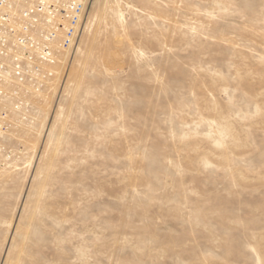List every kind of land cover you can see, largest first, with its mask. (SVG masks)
I'll return each instance as SVG.
<instances>
[{
	"label": "rangeland",
	"instance_id": "1",
	"mask_svg": "<svg viewBox=\"0 0 264 264\" xmlns=\"http://www.w3.org/2000/svg\"><path fill=\"white\" fill-rule=\"evenodd\" d=\"M59 49L0 81V264H264V0H92Z\"/></svg>",
	"mask_w": 264,
	"mask_h": 264
},
{
	"label": "built area",
	"instance_id": "2",
	"mask_svg": "<svg viewBox=\"0 0 264 264\" xmlns=\"http://www.w3.org/2000/svg\"><path fill=\"white\" fill-rule=\"evenodd\" d=\"M90 2L0 0V55L4 58L0 62V80L7 68L4 62L12 55L11 59L17 62L16 78L36 82L37 74L44 73L40 64L52 62L46 57L53 50L50 44L69 47L77 40ZM13 39L16 44L12 45ZM19 93L23 96L28 91L24 89Z\"/></svg>",
	"mask_w": 264,
	"mask_h": 264
},
{
	"label": "bare ground",
	"instance_id": "3",
	"mask_svg": "<svg viewBox=\"0 0 264 264\" xmlns=\"http://www.w3.org/2000/svg\"><path fill=\"white\" fill-rule=\"evenodd\" d=\"M92 1V0H91ZM118 2V4H119V1H117ZM90 5V4H89ZM120 11H122V9L120 8ZM86 16H87V12H86ZM85 16V17H86ZM80 32H81V30H80ZM80 32H79V35H78V38H79V36H80ZM78 38H77V40H75V42L73 43V44H71V45H69V47H64V46H62L63 48H65V49H72L74 46H75V44L77 43V41H78ZM12 43H14V44H16V40L15 39H13V41L11 42V44ZM53 44H55V43H53ZM13 45V44H12ZM50 46L51 47H53V50H51L49 53H48V55L46 56L47 58H49V59H51L52 60V62H44L45 64H40L41 65V67L43 68L42 69V71H44V73L43 74H47V75H49V76H51L52 75V73H51V71L49 72L48 71V69H46V66H48V65H51V67H55L56 66V59H55V57L57 56V55H59L60 53H61V50L59 49V45H57V44H55V47H54V45H52V44H50ZM15 48H16V46H14ZM12 49V48H11ZM70 51V50H69ZM30 55V54H29ZM9 57H11V58H13V56L12 55H9ZM11 58H8L9 59V61L8 62H4V64H6L7 65V68H5V71L2 73V79H3V77H7V75L9 74V70H8V67H9V64L13 61ZM4 61V58L0 55V62H3ZM15 64L17 63V62H14ZM43 74H40V76H43ZM37 75H39V74H37ZM37 78H39V77H37ZM1 81V80H0ZM30 90V89H29ZM17 106V105H16Z\"/></svg>",
	"mask_w": 264,
	"mask_h": 264
}]
</instances>
